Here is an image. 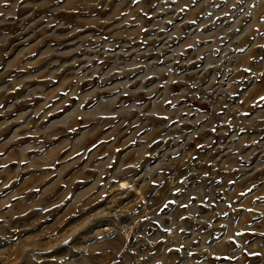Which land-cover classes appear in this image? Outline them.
<instances>
[{
	"label": "rangeland",
	"instance_id": "1",
	"mask_svg": "<svg viewBox=\"0 0 264 264\" xmlns=\"http://www.w3.org/2000/svg\"><path fill=\"white\" fill-rule=\"evenodd\" d=\"M261 97L264 0H0V264H264Z\"/></svg>",
	"mask_w": 264,
	"mask_h": 264
},
{
	"label": "bare ground",
	"instance_id": "2",
	"mask_svg": "<svg viewBox=\"0 0 264 264\" xmlns=\"http://www.w3.org/2000/svg\"><path fill=\"white\" fill-rule=\"evenodd\" d=\"M120 187H132L134 191L139 192V188H137L135 181L133 179H125L121 181Z\"/></svg>",
	"mask_w": 264,
	"mask_h": 264
},
{
	"label": "snow or ice",
	"instance_id": "3",
	"mask_svg": "<svg viewBox=\"0 0 264 264\" xmlns=\"http://www.w3.org/2000/svg\"><path fill=\"white\" fill-rule=\"evenodd\" d=\"M261 99H264V97H261Z\"/></svg>",
	"mask_w": 264,
	"mask_h": 264
}]
</instances>
